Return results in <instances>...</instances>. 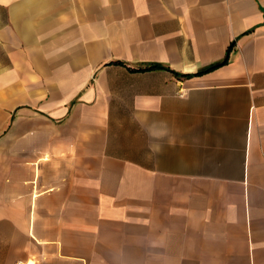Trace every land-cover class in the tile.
<instances>
[{
    "label": "crops",
    "instance_id": "1",
    "mask_svg": "<svg viewBox=\"0 0 264 264\" xmlns=\"http://www.w3.org/2000/svg\"><path fill=\"white\" fill-rule=\"evenodd\" d=\"M0 264H264V0H0Z\"/></svg>",
    "mask_w": 264,
    "mask_h": 264
},
{
    "label": "trees",
    "instance_id": "2",
    "mask_svg": "<svg viewBox=\"0 0 264 264\" xmlns=\"http://www.w3.org/2000/svg\"><path fill=\"white\" fill-rule=\"evenodd\" d=\"M234 44H230V46H228L227 48V51H226V54H225V57L222 61L218 62V63H215L213 65H210L208 66L207 68H205L204 70L200 71L197 73V75H201V74H206V73H209V72H212L224 65L227 64L228 62V57H229V54H230V51L232 50ZM114 64H118V65H122V66H125V64L121 63V62H114ZM128 70L132 73H140V72H148V71H154V70H167V71H171L168 67H164V66H161V65H156V64H151V65H144L142 67H139V68H131V67H127ZM172 72V71H171Z\"/></svg>",
    "mask_w": 264,
    "mask_h": 264
},
{
    "label": "clouds",
    "instance_id": "3",
    "mask_svg": "<svg viewBox=\"0 0 264 264\" xmlns=\"http://www.w3.org/2000/svg\"><path fill=\"white\" fill-rule=\"evenodd\" d=\"M161 123H163V122H161ZM152 135L154 136V138H159V137H156L155 134H152ZM159 148H160L159 145H153V144H150V145H149V151H150V152L158 151Z\"/></svg>",
    "mask_w": 264,
    "mask_h": 264
}]
</instances>
